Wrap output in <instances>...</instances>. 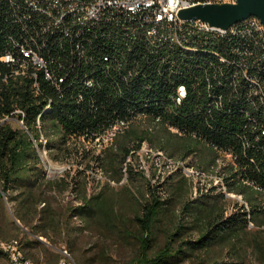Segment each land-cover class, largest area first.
I'll use <instances>...</instances> for the list:
<instances>
[{
    "label": "trees",
    "instance_id": "16d2710c",
    "mask_svg": "<svg viewBox=\"0 0 264 264\" xmlns=\"http://www.w3.org/2000/svg\"><path fill=\"white\" fill-rule=\"evenodd\" d=\"M8 16V6L0 0V58L8 49L7 36L13 33ZM122 31L105 22L90 28L81 34L82 55L71 53L65 40L55 45L48 42L51 47L42 51L44 55L49 53L47 66L52 79H45L41 69L35 70L37 88L28 76L33 68L27 70V76H21L14 74L16 66L0 62V241L19 240L13 230L27 227L32 236L58 246L68 234L85 228L112 230L117 224L125 226L127 220L117 214L118 201L106 195L104 188L88 194L86 171L98 167L111 181H121L129 152L146 139L151 144L154 138L129 128L139 115L157 120L161 131L171 133L172 128L174 135L183 139L231 154L234 164L222 179L227 192L243 196L248 210L235 203L227 212L225 197L214 193L199 194L175 205V191L166 202L150 188L129 219L136 227L134 234L117 229L137 244L130 264H181L189 260L191 264H244L246 256H238L244 244L240 243L241 233L249 224L264 226V205L256 198L264 195V101L248 95L246 82L232 85L231 69L218 65L208 48L199 46L196 52L185 54L167 42L150 47L139 34L129 38ZM88 81L91 87L86 85ZM179 85L187 91L176 104ZM18 108L24 113L25 129L2 121ZM37 118L49 138L45 148L52 159L67 160L65 157L72 154L82 170L54 179L46 177L31 140V136H37ZM120 119L130 122L128 128L101 155L79 154L76 147L67 145L72 138L99 134ZM159 146L166 149L169 144L161 141ZM127 170V177L132 178V170ZM66 191L79 201L78 205H61V195ZM7 203H12L11 212ZM168 213L174 218L176 214V219L168 221L164 242L156 246V224ZM73 218L81 226H72ZM192 234L196 236L189 237ZM247 246L250 251L253 246L264 262V238ZM47 256L53 264L59 253ZM227 257L236 260L227 262ZM3 259L6 256L0 250Z\"/></svg>",
    "mask_w": 264,
    "mask_h": 264
},
{
    "label": "rangeland",
    "instance_id": "374dc122",
    "mask_svg": "<svg viewBox=\"0 0 264 264\" xmlns=\"http://www.w3.org/2000/svg\"><path fill=\"white\" fill-rule=\"evenodd\" d=\"M10 123L12 125L17 124L15 120H11ZM129 128H133L139 134H145L146 137L154 135L151 144H149V141L146 139V141H143L137 148L143 147L144 149H139L138 152L131 157L132 163H130L131 166L128 167L132 170V178H128L127 173L123 174L122 172L123 176L121 181L116 183L108 179L103 171L97 169L98 167L86 171L89 182L88 194H96V192L104 188L106 195L117 200L120 204L118 207L122 210V213L125 214L123 219L127 220V223L125 226L117 224V229H124V233L129 235L134 234L136 227L130 223L129 219L135 214L138 206L137 203L147 197L150 188L158 194L159 198L166 200V202L173 196L172 191H175V196L173 198L175 205L193 199L199 194H222L226 199L225 205L227 212H229L233 204H241V202L245 201L242 195L226 191L222 178L228 175L227 168L231 165L228 156L219 152L215 153L214 150L202 143L197 144L193 140L183 139L174 135V132L170 133L166 130L161 131L159 125L141 116L135 117ZM149 129H151V131ZM161 141H167L169 147L161 149L159 146ZM70 146H82V144L81 141L77 139L72 140ZM149 149H151V152H149ZM159 150L164 151V154L167 156L169 154L172 158L165 159L160 157L156 154V151ZM171 151H173L172 154L170 153ZM168 160H171V162L169 163ZM50 163L51 171L54 172L51 175V179L62 177L67 172L73 175L76 170L83 169L82 165H76L73 157L67 160L57 161L50 157ZM196 170L205 172L207 177L197 175L195 173ZM159 174L164 176L163 179L160 178L161 176ZM69 193V191H66L61 195V205H65L66 203L78 205L79 201L74 200ZM238 196L241 197L239 198ZM256 198L261 205H264V195L259 194ZM179 207L180 205L177 208ZM175 209L176 206L172 211ZM171 214L168 213V215L163 217L162 220L156 224L159 226V228L156 229V246L162 245L164 242L163 231L170 227L168 221L176 219V214L175 218L172 217ZM78 222V220L73 219L71 225L81 226ZM117 229L103 230L99 228V230H97L85 228L81 231H77L78 235L71 240L70 243L66 240L65 242H60L55 248L58 250L60 247H64L70 255L72 262H75V264H79V260L86 264H130L137 253V244L132 237H125V234L120 233ZM263 230L264 226L256 227L251 224L245 232L241 233L242 241L240 243L244 244L243 249L241 250L240 248L238 250V256H246L244 264H264V262L261 261V257H258L257 251L255 252L254 247L251 246L250 251L247 246L248 244L249 246L252 245L256 240H263ZM193 236L196 235L192 234L189 237ZM233 250L235 251V249ZM151 251H153V249ZM223 251L224 250L219 253H223ZM252 251L255 254L254 256L251 253ZM227 254L229 253H226V256ZM225 259L227 262L236 260L230 257ZM0 264H7V260H0ZM181 264L191 263L189 260Z\"/></svg>",
    "mask_w": 264,
    "mask_h": 264
},
{
    "label": "built area",
    "instance_id": "2783aa9c",
    "mask_svg": "<svg viewBox=\"0 0 264 264\" xmlns=\"http://www.w3.org/2000/svg\"><path fill=\"white\" fill-rule=\"evenodd\" d=\"M8 1L4 0L8 6ZM235 3V2H234ZM224 0L218 2H208V5H221ZM196 6V0H24V7H17V15L8 16L7 23L17 21V30L7 36V62L25 60L38 62L42 66V40H53L50 34V27H58V32L67 33V43L72 45V52L83 54L80 39L82 35L74 32V25L99 24L101 22L116 24L123 29L122 34L134 38L139 34L147 44L169 43V39H177L185 45L201 46L206 48V43H201V36L213 34V41H218L217 27L210 26L198 19H191V26H183V20L178 18V12L182 9ZM246 26L258 27L260 31V42L264 45V27L259 20V24H243V21L231 25L227 29L232 32L241 33V29ZM52 37L51 39H48ZM245 39H252L250 35ZM12 41H20L21 49H12ZM58 41H53L55 45ZM225 42V49H219L226 57H232V61L243 63V56H250V66L255 64V55L251 50H242L241 58H233L230 55V44L234 41ZM228 67V66H227ZM233 74L232 85L236 86L237 72ZM47 78L52 79L51 71L47 68ZM247 79H257V86L248 88V95L258 96V87H264V75L260 77H248ZM61 81V79H59ZM89 83V82H87ZM182 91L184 86L181 85ZM263 102L264 99H259ZM18 120V118H13ZM123 119L115 121L105 132V139L109 141V134L118 127ZM98 134L91 136L96 142ZM2 246L11 253V263L27 264L20 258L19 240H4ZM60 247L58 249L59 258L57 264L68 263L60 258Z\"/></svg>",
    "mask_w": 264,
    "mask_h": 264
},
{
    "label": "bare ground",
    "instance_id": "6f19581e",
    "mask_svg": "<svg viewBox=\"0 0 264 264\" xmlns=\"http://www.w3.org/2000/svg\"><path fill=\"white\" fill-rule=\"evenodd\" d=\"M60 1H70V0H60ZM218 1H222V0H196V6L197 5H203L204 6V5H208V2H218ZM234 2H235V0H224V4H234ZM17 7H24V0L8 1V9H9L10 15H17ZM243 24H259V19L256 17H248L247 19L243 20ZM10 25H11V28L13 30H17V21H10ZM95 26H97V24L74 25V32L81 35V34L85 33L86 31L90 30V28L92 29ZM183 26H191V19L183 20ZM112 29H113V27H112ZM50 34H53V40H42V49H44V47H46V46H47V49L51 47L48 42H52V43H53V41L61 42L60 39L65 40L67 42V33L66 32H58V27H50ZM217 34H218V41H226V40L234 41V43L230 44V55H232L233 58H241L242 50H251L252 54L255 55V64H260V67L259 66H250V68H247L246 64H250V56H243V63H238L236 61H232V57H226L222 51H217L218 50L216 48L217 46L220 47L221 49H225V42L213 41V34H204L203 36H201V43H206V48H208V51H209V53L212 54L213 58L215 57V59L218 61V65H219V63L225 64L226 66H228V68L231 69V71L237 72V82L240 80L243 82H246V84L248 85L249 88L257 86V79H247V76L248 77H260V76L264 75V45H263V43L260 42V31H259L258 27L246 26V29H241V33H235V32H232L231 29H223V28L217 27ZM248 35H250V38L252 39V41H250V39H245V37H248ZM106 40H109V39L106 38ZM113 41H114V38H113ZM169 44H172L173 46L179 48L180 53H185V54H190V53L196 52V49L199 47V46L182 44V42H179L177 39H169ZM147 45H149L151 47V46H155L158 44H147ZM12 49H21V42L20 41H12ZM69 51L72 53V45H70V44H69ZM44 54L42 51V66H40L38 62L25 61V60H16V61H8L7 62V51L0 58V62L5 63V65L6 64L10 65V67H12V68H13V66H16L17 69L15 71L13 69L14 74H16V75L19 74L21 76L22 75L27 76V74H26L27 70L29 68H33L34 70H32L28 76L33 78L32 79V80H34L33 81V87L37 88V83H36L37 73L35 70L41 69L44 73L45 79L51 81V79L47 78V68H48L47 61L49 60V53H46V55H44ZM67 54H68V52H67ZM211 59H212V57H211ZM208 62H209V60H208ZM11 65H13V66H11ZM208 66H209V64H208ZM214 68H215V65H214ZM88 82L89 83H86V85L88 87H91V82L90 81H88ZM186 91L187 90L185 89V87H184V90L182 91L181 85H179L177 87L176 94L174 97V101L176 104H179L180 101L184 97H186L185 96ZM258 96H259V99H264V87H258ZM23 117H24L23 111L19 110V108H18L16 110H14L10 116L4 117L2 121H4V120L5 121H11V120H13V118H18V120H16V123L19 125V127L25 129V126L23 123ZM129 123H130L129 121L123 120L118 127H114V129L109 134V141H107V139H105V132H99L98 137H96V142L92 141L91 137L86 138L87 137L86 136V137L72 138L69 142L67 141L68 142L67 145H70V142L72 140L78 139L81 141L82 146H74V147H76L79 154L82 152H87L90 157L101 155L102 151L112 143L113 139L117 135L122 134L128 128ZM153 123L156 124L157 120H155V122H153ZM35 127H36V135L37 136L35 138H32V136H31V140L33 142V146L37 152V155L40 159L41 165L45 171L46 177L48 179H51V175L54 173L51 171V167H50V164H51L50 163V157L51 156H50V151L45 148V144L47 142L48 137H47V135H45V132L41 129L40 121L38 118L35 121ZM149 130L151 131V129H149ZM169 130L171 132H175V130L172 128H170ZM261 134H264V131ZM139 149H144V148L142 147ZM139 149L131 150L129 152L128 156L126 157V159L124 160V163H123V167H122L123 174H126L127 169H131L128 167V166H131L130 163H132L131 157H133L135 155V153L138 152ZM69 150H71V149L69 148ZM214 151H215V153L219 152V153H222V154L228 156L230 158L231 165L234 164L233 163L234 160L232 158V155L229 154L228 152L216 151V149ZM149 152H151V149H149ZM66 154H64V155H66ZM156 154H158L160 157L165 158V159H171L172 158L169 155L167 156L166 154H164V151H162V150L156 151ZM71 155H68V157H65V158L70 159L72 157ZM168 161H169V163L171 162V160H168ZM182 161H185V160H182ZM76 165H79V164H76ZM214 165H215V163H214ZM215 167H216V165H215ZM217 168H218V164H217ZM97 169L101 170L100 168H97ZM195 173L197 175H200L201 177L206 176V173L201 171V170L200 171L196 170ZM160 176H161L160 178L163 179L164 176L163 175H160ZM256 189H257V191L260 190L259 188H256ZM238 197L240 198L241 196H238ZM241 205L244 207V209L248 210V205L245 201L241 202ZM249 225H251V224H249ZM12 240H17V239H12ZM0 250L6 256L7 264L11 263V253L9 251H7V249H5V247L2 246V241H0ZM60 254H61L60 258H62L63 260H65L68 263H73L70 255L67 253V251L65 249H60ZM20 258L25 260L27 264H34L29 259L24 257L22 251H20Z\"/></svg>",
    "mask_w": 264,
    "mask_h": 264
},
{
    "label": "water",
    "instance_id": "95a60500",
    "mask_svg": "<svg viewBox=\"0 0 264 264\" xmlns=\"http://www.w3.org/2000/svg\"><path fill=\"white\" fill-rule=\"evenodd\" d=\"M248 17L258 18L264 27V0H235L234 4L197 5L178 12L179 19H198L223 29Z\"/></svg>",
    "mask_w": 264,
    "mask_h": 264
},
{
    "label": "crops",
    "instance_id": "0c3cea01",
    "mask_svg": "<svg viewBox=\"0 0 264 264\" xmlns=\"http://www.w3.org/2000/svg\"><path fill=\"white\" fill-rule=\"evenodd\" d=\"M116 204L117 206L120 205L118 202L116 203L115 201V205ZM11 206H12V203H7V209L9 212H11ZM116 210H117V214H119L120 217L123 218L125 214L122 213V210H120L119 208H116ZM73 219L77 220L75 218ZM27 231H28L27 227H23L20 230H13V235H16V237L20 240V244L22 247V253H24V255L34 264H52L47 254L48 253L57 254L58 250H56L55 246H52L51 244H49L43 237L32 236ZM77 235H78V232H73V233L68 234L67 240L69 241V243L71 242V240L76 238ZM36 240H38L39 242L38 244L34 243V241ZM79 262H80L79 264H86L80 260ZM53 264H57V261L55 260Z\"/></svg>",
    "mask_w": 264,
    "mask_h": 264
}]
</instances>
